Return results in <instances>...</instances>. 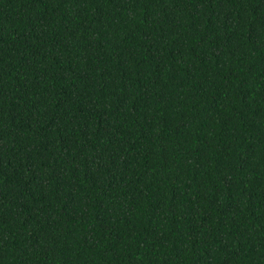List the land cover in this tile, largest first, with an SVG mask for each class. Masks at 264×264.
I'll return each instance as SVG.
<instances>
[{
  "label": "trees",
  "instance_id": "trees-1",
  "mask_svg": "<svg viewBox=\"0 0 264 264\" xmlns=\"http://www.w3.org/2000/svg\"><path fill=\"white\" fill-rule=\"evenodd\" d=\"M0 264H264V0H0Z\"/></svg>",
  "mask_w": 264,
  "mask_h": 264
}]
</instances>
